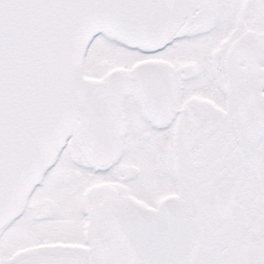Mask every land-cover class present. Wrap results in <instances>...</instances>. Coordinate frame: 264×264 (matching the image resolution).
<instances>
[{
  "label": "snow or ice",
  "instance_id": "snow-or-ice-1",
  "mask_svg": "<svg viewBox=\"0 0 264 264\" xmlns=\"http://www.w3.org/2000/svg\"><path fill=\"white\" fill-rule=\"evenodd\" d=\"M0 264H264V0H0Z\"/></svg>",
  "mask_w": 264,
  "mask_h": 264
}]
</instances>
